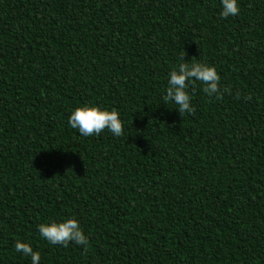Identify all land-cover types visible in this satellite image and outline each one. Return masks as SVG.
<instances>
[{"label":"trees","instance_id":"1","mask_svg":"<svg viewBox=\"0 0 264 264\" xmlns=\"http://www.w3.org/2000/svg\"><path fill=\"white\" fill-rule=\"evenodd\" d=\"M237 4L0 0V264H264V0ZM182 55L231 94L165 104ZM86 105L123 136L71 128ZM69 218L86 250L40 236Z\"/></svg>","mask_w":264,"mask_h":264},{"label":"clouds","instance_id":"2","mask_svg":"<svg viewBox=\"0 0 264 264\" xmlns=\"http://www.w3.org/2000/svg\"><path fill=\"white\" fill-rule=\"evenodd\" d=\"M222 11L221 18L237 16L240 13L237 0H220ZM180 63L174 68L168 78L166 94L162 99L165 104L172 103L177 105L179 114H194L195 108L191 104L192 97L188 92L190 84L199 81L203 85V92L211 97L223 98L224 92L231 94L230 88L221 87V77L213 66L199 62H185V55L181 56ZM251 100V96L245 97ZM71 128L77 129L79 134L85 137L100 135L107 129L114 137H122L124 128L120 119V114L116 110H102L96 106L77 107L68 119ZM40 236L52 245H61L68 248L70 242L84 246L85 250L89 244L80 228L79 221L75 218L66 219L64 222H52L51 224L39 225ZM15 251L23 253L25 257H31V264H39L40 253L33 251V248L23 242L15 243Z\"/></svg>","mask_w":264,"mask_h":264}]
</instances>
